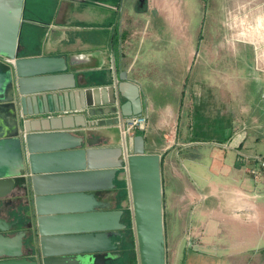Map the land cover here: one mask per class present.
<instances>
[{"label":"crops","instance_id":"obj_1","mask_svg":"<svg viewBox=\"0 0 264 264\" xmlns=\"http://www.w3.org/2000/svg\"><path fill=\"white\" fill-rule=\"evenodd\" d=\"M93 1H99V6ZM146 1V13L162 14L157 25L161 32L182 27L180 17L170 14L175 5L169 0ZM52 2L56 5L52 32L44 33V40L36 45L31 33H20L19 56L64 58L76 89H84L89 102L110 101L88 119L118 116L113 82L119 74L125 71L139 84L142 113L147 115L142 132L145 150L161 156L166 258L167 232L172 244L178 224L183 232L192 229L198 235L191 248L196 256L212 254L232 261L263 245L264 177L254 180L248 172L252 162L244 157L264 156L260 150L264 82L247 78L254 73L251 49L246 60L247 47L232 48L227 35L202 47L196 33H140L139 20L129 9L136 12L137 0ZM235 64L243 65L239 67L243 71L232 78ZM0 68L5 71L10 66L0 59ZM9 103L10 94L0 98V104ZM79 103V97H72L73 106ZM232 129L239 133L237 139L232 140ZM11 134H17L14 122ZM100 134L104 146L120 144L118 126H104ZM200 134L225 139L210 142L194 137ZM193 148L196 152H191ZM183 161L188 163L185 173L178 166ZM116 177L117 186L121 181L127 187L123 169ZM179 215L186 223L178 220ZM185 245L181 240L174 243L175 255L179 253L181 259L188 254Z\"/></svg>","mask_w":264,"mask_h":264},{"label":"water","instance_id":"obj_2","mask_svg":"<svg viewBox=\"0 0 264 264\" xmlns=\"http://www.w3.org/2000/svg\"><path fill=\"white\" fill-rule=\"evenodd\" d=\"M145 4L139 0L137 7ZM26 5L27 0H0V59L10 60L8 70L0 68V98L10 94L12 99L0 104V264H37L23 256L27 234L9 218L20 212L7 208L19 179L29 193L26 206L34 210L42 264H80L82 256L90 264H107L116 248L112 237L125 227L123 211L106 209L108 203L95 192L113 188L120 169L126 175L138 264H166L161 156L146 152L140 133L128 155L122 144L101 143L104 126L142 113L139 84L127 72L119 74L113 82L118 116L88 119L110 101L89 102L88 93L76 89L64 58L19 56ZM72 97L80 103L73 106ZM70 110L78 112L65 113Z\"/></svg>","mask_w":264,"mask_h":264},{"label":"rangeland","instance_id":"obj_3","mask_svg":"<svg viewBox=\"0 0 264 264\" xmlns=\"http://www.w3.org/2000/svg\"><path fill=\"white\" fill-rule=\"evenodd\" d=\"M169 2L177 6L176 10L174 6V12L170 9V14L172 15L175 13L176 16L178 15L180 17V22L178 19H176V21L181 23L182 27L177 25L167 32H161L159 27H157L160 20H162V14H160L159 11L146 13L148 5L146 10L144 7L138 8L136 5L135 12L132 10L131 6H129L131 13L139 20L140 33H196L199 36L200 46L202 47H207L215 42L216 39H220L223 35H227L231 38L232 48L235 49L240 46L247 47L243 57L246 60L250 59V49L252 51L251 67L254 73L250 72L247 78H253L252 80L257 82H264V0H169ZM92 3L94 6H99V1H93ZM55 6V3L37 2L35 0L27 4V8L34 10L38 18H35V20L29 24L24 23L20 33H31L34 45L42 43L45 38L44 33L52 32L53 23L55 21ZM152 8L153 6H151V9ZM125 9H127L126 5ZM99 33H101V31ZM239 58H241V56ZM233 67H237L232 68V78H235V73L237 71L240 73L243 71L242 68H239L243 67V65L235 64ZM237 135H239V133L234 132L232 129V140L237 139L239 137ZM194 137L209 140L210 142L216 141V138H218V140L225 139V136L203 134ZM260 146V150L264 153L263 143H260ZM191 152H196V148L191 149ZM183 153L187 152L184 151ZM178 166L184 173L188 170V163L186 161H183L182 164L179 162ZM124 185H114L113 188L104 192L108 197L110 208H117L123 211L121 222L125 224V227L120 229L114 236V240L118 241L117 250L120 253L118 264H138L128 191L127 187ZM24 199L23 201L26 202L22 205L23 210H28V208L32 209L31 206H26V204L29 203L27 197ZM17 209L19 210V208ZM178 220H182L186 223V218L182 215H179ZM183 231L184 230H181L178 224L175 236L172 232V244L170 241L171 232H167L170 245L166 264H264V244L258 246L255 251L250 250L248 257L236 255L232 258V261L230 258L218 259L219 257H214L212 254H200L201 256H196L194 252H191V248L192 241H195L198 235H195L192 229L188 231L185 230V232ZM180 240L182 245L186 244L184 249L185 252L188 253L183 259L179 257V253L177 254V258L174 252V243ZM184 240L186 243H184Z\"/></svg>","mask_w":264,"mask_h":264},{"label":"flooded vegetation","instance_id":"obj_4","mask_svg":"<svg viewBox=\"0 0 264 264\" xmlns=\"http://www.w3.org/2000/svg\"><path fill=\"white\" fill-rule=\"evenodd\" d=\"M31 1L34 0H27V4L30 3ZM35 1H42V2H50V3H55L52 2V0H35ZM137 0V5H138ZM144 9H146V4L144 5ZM29 16L28 18L31 22L35 19L38 18L37 13L32 10L31 8H25L23 17L26 21V17ZM20 181L17 180L16 182V187L13 190L12 194L7 196V208H19L20 212L18 214H15L16 217L13 218V216L9 217L12 219V221L17 220L16 224V230H23L27 234V237L25 238L24 241V246L22 247V252L23 256L27 257L30 260H35L37 264H42V256H41V251H40V245L38 241V236H37V230H36V225H35V214L33 209L28 210H23L24 202L23 199L29 194L26 192V190L20 186ZM106 191V190H105ZM106 193L104 191H96L95 196L97 197L98 200H100L103 203H108L109 205V200L108 197L105 195ZM25 200V199H24ZM105 209L104 207H101ZM106 209H113L108 206ZM117 209V208H116ZM14 214V213H13ZM6 216V215H5ZM29 237V238H28ZM113 241L116 244V248L114 250H111L109 253L113 255V259L107 260V264H118V260L120 259V253L117 250V240H114V236L112 237ZM80 264H90L89 260L87 259V256L81 257L79 259Z\"/></svg>","mask_w":264,"mask_h":264},{"label":"built area","instance_id":"obj_5","mask_svg":"<svg viewBox=\"0 0 264 264\" xmlns=\"http://www.w3.org/2000/svg\"><path fill=\"white\" fill-rule=\"evenodd\" d=\"M4 61L6 64L10 62L7 58H4ZM77 112V110L65 111L67 114H75ZM116 126L119 128L120 144L125 147V154L128 155L132 152L134 135L144 131L147 127V115L141 113L139 115L122 116ZM244 157L249 163L252 162V165L248 168V172L252 178L257 180L264 177V156L257 154Z\"/></svg>","mask_w":264,"mask_h":264},{"label":"trees","instance_id":"obj_6","mask_svg":"<svg viewBox=\"0 0 264 264\" xmlns=\"http://www.w3.org/2000/svg\"><path fill=\"white\" fill-rule=\"evenodd\" d=\"M139 133L142 134L141 132H139ZM116 181H117V177H116V179L114 180V184H115V185H116ZM120 185H124V182H121V181H120ZM116 186H117V185H116ZM116 186H115V187H116ZM124 186H125V185H124ZM126 196H127V194H126ZM130 215H131V214H130Z\"/></svg>","mask_w":264,"mask_h":264}]
</instances>
